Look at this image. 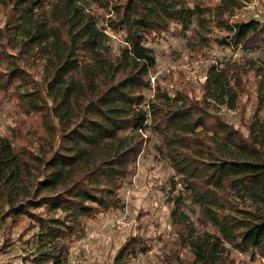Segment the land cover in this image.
Masks as SVG:
<instances>
[{
  "label": "trees",
  "instance_id": "obj_1",
  "mask_svg": "<svg viewBox=\"0 0 264 264\" xmlns=\"http://www.w3.org/2000/svg\"><path fill=\"white\" fill-rule=\"evenodd\" d=\"M242 8L241 0H0V98L16 99L23 116L0 136V199L35 231L32 264H67L85 225L123 208L119 194L149 132L163 137L158 151L178 177L172 189L182 188L170 200L173 220L186 223L187 201L216 231L192 227L173 251L187 250L188 264H230L227 246L264 260V62L211 65L200 100L151 84L150 45L195 22L206 45L264 52V21L235 19ZM110 33L122 41L118 53ZM253 87L245 131L215 112L237 111ZM138 245L128 242L112 264L148 251Z\"/></svg>",
  "mask_w": 264,
  "mask_h": 264
},
{
  "label": "rangeland",
  "instance_id": "obj_2",
  "mask_svg": "<svg viewBox=\"0 0 264 264\" xmlns=\"http://www.w3.org/2000/svg\"><path fill=\"white\" fill-rule=\"evenodd\" d=\"M210 1L216 4L220 0ZM241 1L243 8L237 11L235 19L264 21V0ZM6 19L5 13L0 11V27L4 26ZM200 33V27L195 22L186 35L165 36L150 45L157 59V65L151 71L153 89L160 85L170 95L184 92L200 100L202 85L211 65L218 63L220 66L240 58L264 62V52L244 53L206 45ZM110 35L111 46L118 53L123 46L122 41L119 36ZM254 91L255 87L251 90L252 95L243 96V106L237 111L217 107L215 112L227 123L245 131L244 122L251 119L255 112ZM152 97L153 92L149 93L148 99ZM16 105V99L0 98V136L10 135L17 120L23 117ZM145 138L148 141L138 159L132 184L119 194L123 208L89 221L83 235L71 244L67 264H112L119 251L134 239L140 243L138 249L147 248L148 251L138 253L128 264H188L190 253L187 250L183 252L178 248L173 251L177 240L187 235L192 227L216 233L202 209L187 201L182 209L186 223L180 225L173 220L175 206L170 200L173 196L182 195V188L172 189L173 179L178 181V177L158 151L163 137L149 132ZM19 204L16 199L15 209ZM19 212L17 209L13 211L0 199V264H32L38 255L35 231L28 230L29 219L20 216ZM11 213H15L14 216ZM227 248L230 264H264L259 257L246 255L231 246Z\"/></svg>",
  "mask_w": 264,
  "mask_h": 264
}]
</instances>
